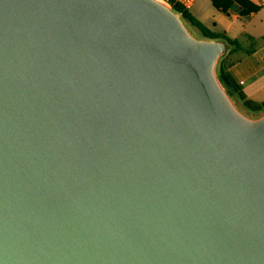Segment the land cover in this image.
<instances>
[{
	"label": "water",
	"instance_id": "95a60500",
	"mask_svg": "<svg viewBox=\"0 0 264 264\" xmlns=\"http://www.w3.org/2000/svg\"><path fill=\"white\" fill-rule=\"evenodd\" d=\"M168 0H0V264H264V110Z\"/></svg>",
	"mask_w": 264,
	"mask_h": 264
},
{
	"label": "crops",
	"instance_id": "0c3cea01",
	"mask_svg": "<svg viewBox=\"0 0 264 264\" xmlns=\"http://www.w3.org/2000/svg\"><path fill=\"white\" fill-rule=\"evenodd\" d=\"M243 3L231 0L224 10L211 0H192L187 9L212 31L237 38L244 45L246 36L253 37L254 49L234 54L226 70L246 98L264 102V0Z\"/></svg>",
	"mask_w": 264,
	"mask_h": 264
},
{
	"label": "trees",
	"instance_id": "16d2710c",
	"mask_svg": "<svg viewBox=\"0 0 264 264\" xmlns=\"http://www.w3.org/2000/svg\"><path fill=\"white\" fill-rule=\"evenodd\" d=\"M172 6L180 11L182 15L185 17L187 21H189L202 35L211 37V38H218L222 37L227 40L230 45V49L225 57L221 60L220 63V75L222 79L228 84L232 94L235 96L238 103L247 111H251L253 113H259L264 110V102H255L251 99L245 97V95L241 92V90L237 87V85L231 80L226 68L234 60L233 55L239 52L241 53H248L252 51L255 47V41L253 37L246 36L244 45L239 39L231 38L227 36L223 32H215L204 25L200 20H198L193 14L188 11L186 7L175 0H168ZM216 7H221L225 10L226 6L231 2V0H211ZM241 4L244 5L243 0H237Z\"/></svg>",
	"mask_w": 264,
	"mask_h": 264
},
{
	"label": "built area",
	"instance_id": "2783aa9c",
	"mask_svg": "<svg viewBox=\"0 0 264 264\" xmlns=\"http://www.w3.org/2000/svg\"><path fill=\"white\" fill-rule=\"evenodd\" d=\"M175 1L179 2L186 8L189 7L192 3V0H175Z\"/></svg>",
	"mask_w": 264,
	"mask_h": 264
},
{
	"label": "rangeland",
	"instance_id": "374dc122",
	"mask_svg": "<svg viewBox=\"0 0 264 264\" xmlns=\"http://www.w3.org/2000/svg\"><path fill=\"white\" fill-rule=\"evenodd\" d=\"M196 29V28H195ZM197 30V29H196ZM198 31V30H197ZM199 32V31H198ZM200 33V32H199ZM242 107V106H241ZM242 109H244L243 107H242ZM245 110V109H244ZM246 112H249V113H253V112H251V111H247V110H245Z\"/></svg>",
	"mask_w": 264,
	"mask_h": 264
}]
</instances>
